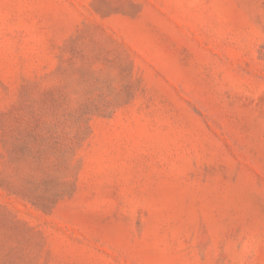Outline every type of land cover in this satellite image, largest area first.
Segmentation results:
<instances>
[{
    "label": "rangeland",
    "instance_id": "1",
    "mask_svg": "<svg viewBox=\"0 0 264 264\" xmlns=\"http://www.w3.org/2000/svg\"><path fill=\"white\" fill-rule=\"evenodd\" d=\"M0 264H264V0H0Z\"/></svg>",
    "mask_w": 264,
    "mask_h": 264
}]
</instances>
